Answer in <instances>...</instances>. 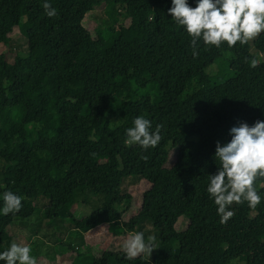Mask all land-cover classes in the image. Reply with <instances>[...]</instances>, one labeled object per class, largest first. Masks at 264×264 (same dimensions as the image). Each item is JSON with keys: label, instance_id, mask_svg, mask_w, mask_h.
<instances>
[{"label": "trees", "instance_id": "obj_1", "mask_svg": "<svg viewBox=\"0 0 264 264\" xmlns=\"http://www.w3.org/2000/svg\"><path fill=\"white\" fill-rule=\"evenodd\" d=\"M48 2L54 18L44 0H0V44L19 26L28 48V58L0 65V207L5 191L22 198L20 212L0 213V252L16 241L32 242L37 260L41 247L79 254L60 237L55 245L40 239V222L64 232L69 221L77 242L101 225L126 235L149 222L159 234L152 261L103 249L71 264H264V181L256 182L261 203L233 204L225 224L206 191L216 141H230L238 122L264 121V58L248 69L240 52L249 42L204 50L202 41L193 57L189 36L168 15L171 0ZM96 7L107 15L101 40L85 25ZM138 116L153 130L164 125L155 148L125 145ZM126 179L146 186L139 214L127 220ZM76 205L95 210L78 219Z\"/></svg>", "mask_w": 264, "mask_h": 264}, {"label": "clouds", "instance_id": "obj_2", "mask_svg": "<svg viewBox=\"0 0 264 264\" xmlns=\"http://www.w3.org/2000/svg\"><path fill=\"white\" fill-rule=\"evenodd\" d=\"M192 7L188 0H171L168 15L171 20L184 29L190 38L193 57L199 55V42L204 50L211 47L221 48L227 43L229 48L237 42L241 46L258 34L264 33V0H195ZM48 18L58 15L48 0L42 4ZM250 67L258 64L256 59L246 61ZM119 122V121H116ZM163 124L152 129V122L144 116L136 117L132 126L125 130V145H138L147 150L155 148L163 139ZM230 141H216L214 160L217 171L207 175L206 191L217 206L220 223L225 224L235 215L230 210L233 204L246 203L255 208L262 197L257 191L256 182L264 181V121L257 120L253 125L238 122L229 130ZM94 155V154H93ZM141 159L147 160L146 156ZM22 208V198L11 190L2 194L0 213L7 216L16 214ZM158 249L157 239L142 231H131L123 240L121 250L128 260L138 257H150ZM0 261L4 264H38L32 255L31 245L11 242L10 246L0 252Z\"/></svg>", "mask_w": 264, "mask_h": 264}, {"label": "rangeland", "instance_id": "obj_3", "mask_svg": "<svg viewBox=\"0 0 264 264\" xmlns=\"http://www.w3.org/2000/svg\"><path fill=\"white\" fill-rule=\"evenodd\" d=\"M104 10L101 7H96L95 11L88 15L85 25L92 34L102 39L103 29L105 28V23L107 19V15L102 12ZM23 22V21H22ZM121 24H127L125 19H118L117 27ZM4 29V28H3ZM20 27H16L14 31L10 34V42L7 45L0 44V65L5 68H9L11 65V61L14 60L17 56L28 58V48L25 39L22 38L20 33ZM125 37L129 38L130 31L126 28L124 29ZM243 64L246 68L250 67L249 63L246 61H250L257 57L258 59L264 58V38L258 34L255 38L249 40V46L240 52ZM218 71L217 67L211 68L208 73L211 76H214ZM145 184L140 179H126L123 183V191L124 194L131 196L130 200L125 201L123 207H128L129 211L125 214L124 219L127 220L139 214V206L142 201V191L145 189ZM141 192V193H140ZM39 207V206H38ZM83 210V213H82ZM93 210H95L94 206H86L81 207L80 205H76L74 208V213L76 218L80 219L82 217H86L90 215ZM42 215V213H40ZM70 222L64 223L63 230L55 229L54 226H48L43 222H40V239H42L45 243L50 245H55V242L60 240L64 244L69 243L70 245H77L80 247L79 254L85 256L89 255V253H93L94 255H98L103 249H112V250H121V245L123 240L127 237L129 231H126V235L124 234V230H120L118 232H114L108 225H101L87 234H84L81 237L80 241H70V231H72L73 227ZM189 224L188 219H182L178 225V229L180 231L187 228ZM149 222H143L140 225L138 231H142L145 233V237L148 235H154L157 239V243L159 242V234L157 231L152 228ZM153 227V226H152ZM70 230V231H69ZM61 235H63L61 237ZM25 239V237H22ZM75 242V243H74ZM32 248V255L35 256V251L32 245V242L29 243ZM68 245V244H67ZM41 252L44 254L38 259V264H71L73 259L79 255L78 252H70L62 255V250L60 248V255L57 254L53 249L46 250L45 248H40ZM157 253V249L154 250L150 257L143 256L149 261H152Z\"/></svg>", "mask_w": 264, "mask_h": 264}]
</instances>
